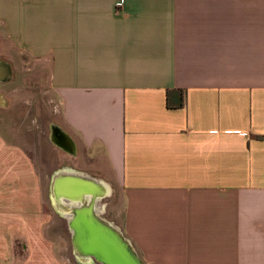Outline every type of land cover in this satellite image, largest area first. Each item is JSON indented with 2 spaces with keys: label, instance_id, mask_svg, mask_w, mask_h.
I'll return each mask as SVG.
<instances>
[{
  "label": "crops",
  "instance_id": "0c3cea01",
  "mask_svg": "<svg viewBox=\"0 0 264 264\" xmlns=\"http://www.w3.org/2000/svg\"><path fill=\"white\" fill-rule=\"evenodd\" d=\"M0 42V264H69L27 149L46 140L71 164L51 194L117 189L106 219L144 264H264V0H0Z\"/></svg>",
  "mask_w": 264,
  "mask_h": 264
},
{
  "label": "water",
  "instance_id": "95a60500",
  "mask_svg": "<svg viewBox=\"0 0 264 264\" xmlns=\"http://www.w3.org/2000/svg\"><path fill=\"white\" fill-rule=\"evenodd\" d=\"M57 133L58 139L52 137L53 141L73 148V144H70L63 133L58 130ZM82 176L77 174L76 180L65 178L63 181L57 176L52 182L53 200L57 204L64 201L63 203L69 204L72 209L68 216V225L78 258L88 262L92 259L101 264H144L122 231L94 211V199L104 195L99 194L96 184L91 183L98 180L88 177L89 180H83ZM106 192L108 193V190Z\"/></svg>",
  "mask_w": 264,
  "mask_h": 264
},
{
  "label": "rangeland",
  "instance_id": "374dc122",
  "mask_svg": "<svg viewBox=\"0 0 264 264\" xmlns=\"http://www.w3.org/2000/svg\"><path fill=\"white\" fill-rule=\"evenodd\" d=\"M2 46H4L0 42V51L2 50ZM2 53V52H0ZM2 55V54H0ZM26 72L29 73L31 76H34V74H39L38 70L36 72L31 71ZM41 75H44L46 78V73H44V69L39 70ZM33 80L35 78H32ZM46 79H43L45 81ZM34 84V83H32ZM16 85L19 86V91L22 93L25 92L26 95L29 97L33 93H37L42 91L41 89H44L46 87V82L36 83L34 84L35 87H25V84L23 83H16ZM30 91V93L28 92ZM49 94L47 96H44V98L39 99V102L42 104V106L45 108L46 111V117L49 119H56L55 115L52 111V102ZM59 115V114H57ZM45 137V136H43ZM42 137V138H43ZM46 139V138H45ZM35 147H28L29 154L35 162L37 163V166L40 170V178H41V184H42V195H43V203L45 205V210L49 216H45V221L50 223L49 229H47L46 236L51 240L53 245L54 252L59 256L69 261V264H101L95 260L87 262L82 261L78 258V255L74 251V245L72 243V233L68 225V220L63 217L62 215H59L56 211L57 209L54 208L53 202H52V194L50 192V184L51 179L54 174H50L54 170H58L59 168L70 166V162L63 157L59 150L56 149L51 143L46 140L44 141L41 146L34 145ZM107 193V192H106ZM101 203H103L106 208L103 211L102 216L104 218L108 219H114L118 221V212H122V196L116 189H109L108 193L103 195L101 198ZM12 205L8 204V207H11ZM20 210H24V208H19ZM52 212V213H50ZM23 213V212H21ZM49 220V221H48ZM22 249H20L21 251ZM59 264V263H57Z\"/></svg>",
  "mask_w": 264,
  "mask_h": 264
},
{
  "label": "bare ground",
  "instance_id": "6f19581e",
  "mask_svg": "<svg viewBox=\"0 0 264 264\" xmlns=\"http://www.w3.org/2000/svg\"><path fill=\"white\" fill-rule=\"evenodd\" d=\"M53 139V138H52ZM86 179H88L87 177H86ZM89 180V179H88ZM97 188H98V193L99 194H104L105 195V193H106V191L108 190L107 189V186L105 185V183H101V185H99V186H96ZM102 195H100V196H98V197H96L95 199H94V202L92 203V206H93V208H94V211H96V213L100 216V214L102 215L103 214V211H104V204L103 203H101V197ZM89 203V202H88ZM55 205H57L56 203H55ZM57 208V207H56ZM58 210H60L61 211V214H63L65 217H66V219L67 220H69V217L68 216H70V212H71V207H70V205L69 204H66V206L65 207H63V209H59V208H57ZM102 218V217H101ZM103 219V218H102Z\"/></svg>",
  "mask_w": 264,
  "mask_h": 264
},
{
  "label": "trees",
  "instance_id": "16d2710c",
  "mask_svg": "<svg viewBox=\"0 0 264 264\" xmlns=\"http://www.w3.org/2000/svg\"><path fill=\"white\" fill-rule=\"evenodd\" d=\"M184 105V91L182 89H169L166 91V106L168 108H181Z\"/></svg>",
  "mask_w": 264,
  "mask_h": 264
},
{
  "label": "flooded vegetation",
  "instance_id": "af4514ba",
  "mask_svg": "<svg viewBox=\"0 0 264 264\" xmlns=\"http://www.w3.org/2000/svg\"><path fill=\"white\" fill-rule=\"evenodd\" d=\"M53 138H57L58 139V133H57V129L55 127L52 128V133H51Z\"/></svg>",
  "mask_w": 264,
  "mask_h": 264
}]
</instances>
